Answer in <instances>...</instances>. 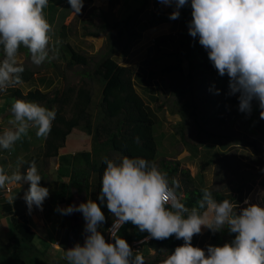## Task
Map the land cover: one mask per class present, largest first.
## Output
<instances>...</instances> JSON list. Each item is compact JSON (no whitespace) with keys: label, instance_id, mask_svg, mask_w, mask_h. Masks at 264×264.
<instances>
[{"label":"clouds","instance_id":"9594fccd","mask_svg":"<svg viewBox=\"0 0 264 264\" xmlns=\"http://www.w3.org/2000/svg\"><path fill=\"white\" fill-rule=\"evenodd\" d=\"M157 2L175 6L169 15L172 20L179 19L180 9L189 5V0ZM68 3L74 14L82 12L84 0H68ZM47 6L48 0H0V51L3 53L0 59V93H7L10 88L23 83L25 69L18 61L21 47L27 49L31 62L36 66L55 59L54 55H50L53 29L44 15ZM190 7L188 33L193 39L198 38L218 75L228 77L229 95L238 94V111L252 115L255 101L259 117L264 119V0H190ZM155 37L150 45L152 50ZM59 43L57 40L56 44ZM130 52L129 49L128 54ZM152 55L151 60L154 61L155 54ZM219 91L216 89L217 94ZM61 103L55 105L56 110L64 109V116L69 111L65 117H71L73 111L70 102L66 106H61ZM56 110L33 101L15 99L9 111L12 117L10 123L15 126L0 132V149L12 150L32 130L38 139H47L56 118ZM174 116L180 120L177 114L170 117L173 119ZM169 123L171 121L167 126ZM84 130L93 137L92 130L90 133L85 127ZM224 137L226 135L223 133L215 140L220 142ZM259 139L257 141L264 145V137ZM136 140L139 142L138 137ZM254 143L252 139L247 146L264 154V146L257 147ZM224 147L220 146L222 150H225ZM206 152L211 151L208 149ZM104 163L106 166L101 177L99 203L88 199L56 209L62 215L80 212L85 220L87 235L83 237V244L76 243L64 252L68 264H144L146 248L156 254L158 251L142 242L172 236L182 239L184 243L174 251L161 249L162 254L170 253L163 264H264V205L245 199L244 206L237 211V205L232 201H217L210 191L213 189L203 187L202 196L196 202L197 207L189 209L180 198L193 187L189 185L177 193L176 190L181 186L179 181L170 179L167 173L149 160L123 155L117 159L105 158ZM42 178L35 161L29 162L24 173L19 170L5 172L0 168V189H6L9 184L27 182L29 188L23 199L29 213L33 206L42 211L43 203L49 196V189L41 185ZM15 198L16 193L9 195V203L12 204ZM101 204H106L113 216L104 235L99 230L106 223ZM127 223L148 235L134 239L130 246L126 239L117 235V231ZM110 226H113L114 231ZM202 228L214 234L226 228L230 234H234V238L220 246L208 245L206 250L193 246L191 241L194 235L201 234ZM134 251L141 252L145 257L134 254Z\"/></svg>","mask_w":264,"mask_h":264},{"label":"trees","instance_id":"16d2710c","mask_svg":"<svg viewBox=\"0 0 264 264\" xmlns=\"http://www.w3.org/2000/svg\"><path fill=\"white\" fill-rule=\"evenodd\" d=\"M58 1L65 2V6L61 8L59 13H56L54 6H51L52 21L55 17L54 15H57V20L53 25L57 29H66L64 20L71 7L68 0ZM139 1L140 5L134 10L129 9V13L123 18H118L112 13L110 15L102 14L101 18L103 21L99 25L98 31L90 32L95 34L97 32L106 33L108 41L102 57L94 63L96 69L94 75H92V78H96L101 86L100 99L96 103L98 119L101 121L95 129L93 137L95 141L102 139L98 144L97 150L105 148L117 156L104 154L100 160H95L90 155V152L86 150L77 151L74 154V163L72 162L74 169L70 173V178L65 188L75 187L79 190V193L84 194L82 199L78 197V203L85 202L88 199L95 200L99 203L98 196L101 177L106 166L104 163L105 158L117 159L123 155L143 157L157 166V146L161 138L171 131L167 126V121H169L168 117L177 114L180 120L174 126H181V130L185 127V119L190 118L194 120L195 124L199 126V138L209 137L211 140H214L216 136L212 131L221 127L223 129L235 117L233 107L238 105V94L229 98L221 96V94L225 95V91L229 90L228 77L226 75L223 77L218 75L216 69L208 59L207 51L199 44L198 38L193 39L188 33V22L191 20L190 0L189 5L182 8L180 17L176 20L169 19L170 13L165 14L162 10L159 12H151L157 24L172 21L170 32L167 31L168 33L165 32L154 38V49L151 51L155 54V59L152 61L154 64L153 70L151 69L145 73L135 72L132 67L118 63L119 61L114 57L116 51H119L117 53H120L122 56L126 55L129 48L139 39L143 31L142 27L144 22L142 21V15L144 6L148 3V0ZM156 1L154 0L157 5ZM53 25L51 24L52 27ZM109 29L117 30L120 33L121 40H124L122 45L119 44V36L112 35ZM61 45L63 46L62 51L64 52L65 50L69 54V65H88L91 62V56L80 52L77 47H73L69 43ZM21 49L25 48L21 47ZM54 50L55 48L51 46L50 54L53 53L54 55ZM59 52L60 49L58 51L56 50V53ZM49 63H54V60L52 59ZM185 66L186 70L184 69ZM23 67L25 71L22 74V79H26L31 74V71L24 64ZM214 76L215 80L212 81ZM141 83L148 86V89H146V100L135 89ZM216 89L220 90L219 94L216 93ZM74 92L75 97L72 102L73 114L71 117L66 118L62 112L64 109L58 108L56 110L57 106L55 107V105L60 102H62L60 104L61 106L69 103V98H71L70 94ZM171 95H174L175 99H171ZM217 95H219V98L216 97ZM33 96L42 99L44 94L37 90L28 92V98ZM149 96L150 101H153L154 105H147L146 101ZM162 97H165V99H161ZM184 98L187 99L184 100ZM193 98L196 99L198 104ZM91 101V90L82 87L78 90L71 89L70 92H66L64 98L54 96L53 98L45 99V107L56 110V118L53 121L51 132L45 141V157H51L57 153L58 146L60 143L63 144L73 124L83 118L84 114L80 116V112L86 110V106ZM227 103L229 104L227 105ZM199 105L200 107L209 105L212 110L207 113L198 108ZM252 113V115L255 114L257 116L256 125L259 124V135H264V119H260L259 108L255 101H253ZM240 115L246 114L240 112ZM197 121L199 122L197 123ZM85 126L87 133H90L91 126L89 121ZM256 130V127L254 130L250 128L251 134H255ZM254 131L255 133H253ZM179 134L183 138L182 132ZM137 137L139 138V142L136 140ZM158 139L159 141H157ZM200 142L202 143L203 141L201 140ZM197 145L192 144L190 149L191 153L195 155L198 152ZM208 147L209 142L203 145L204 151H207ZM78 163L79 165H83L76 168ZM161 167L165 169L167 174H174L178 169V164L176 163L170 166L169 162H164ZM180 172L189 185L192 177L188 170L182 169ZM93 174H95V180L91 181ZM198 177L201 179V173H198ZM180 189L181 186L176 190L177 193H180ZM201 189L203 187H193L186 191L187 193L184 197L180 198L186 207L189 209L197 207L196 202L202 196ZM210 191L217 201L230 199V197H227L221 192L215 190ZM67 194L69 195L64 199L67 206L74 204V197L70 196L69 190ZM62 195H65L64 190L62 191ZM235 200L239 201L238 199ZM100 206L106 217V223L99 227V230L104 235L113 216L109 213L106 204H101ZM79 213L74 212L71 215H67V217L68 219L70 218V221L72 219L76 221L75 219L79 216ZM13 220L14 243L11 244L9 252L11 251L13 253L16 260L22 255L18 261L24 263L26 262L24 257L26 251H30L34 246L33 239L35 233L31 230L26 220L17 221L14 217ZM86 235L87 232L85 231L84 237ZM117 235L126 239L131 246V242L134 239H139V237L147 236L148 234L146 232H140L131 223H127L117 231ZM15 236L17 239H15ZM105 239L108 240L106 237ZM83 242L84 239L82 244ZM25 243H32V245L24 246ZM142 243L147 247L149 245L152 246L157 251L161 249L174 251L184 241L172 236L163 240L148 239ZM134 254H139L144 257L138 251H134ZM30 261L35 262L33 258H30ZM61 261L63 260H54L56 263ZM63 262L68 264L66 260Z\"/></svg>","mask_w":264,"mask_h":264},{"label":"crops","instance_id":"0c3cea01","mask_svg":"<svg viewBox=\"0 0 264 264\" xmlns=\"http://www.w3.org/2000/svg\"><path fill=\"white\" fill-rule=\"evenodd\" d=\"M122 2L123 5H125L127 1L84 0L83 9L82 12L80 13L81 18H83L82 25L80 20L77 21V23L80 25V30H77L78 35H80L81 39L88 41V44H84L82 40L79 39L71 40L70 37L68 36L67 24L70 21L69 18L70 14L73 13L72 10L66 15L64 20V24L66 25L67 28L57 29V27L53 25L55 24L57 17H54L52 21L50 8L51 6H54V11L56 13H59L61 8L65 6V2H59L58 0H48V6L44 9V14L47 20L49 21V23L53 25L52 28L54 33H51L53 35L51 43L53 44L52 46L55 48L54 50L55 59H53L54 63H49L46 61V63L42 67L33 70L30 67H28L31 71V74H29L28 78L23 79L22 84L10 88L7 93H0V132H3L4 130L13 128L15 126L14 124L10 123L12 117L9 114L10 106L15 99L20 98L40 104L41 102H45L44 99H47L49 98V96H51L50 95L51 92L53 93L56 92L58 96L64 97V94L68 92L67 82L69 80H67V75H66L67 69L65 64V58L62 55L63 46L61 44L69 43V45H72L73 47H77L79 50H86L87 53L92 57L98 55L96 54V51L99 48L97 44H100V39H101L100 38L101 36L98 35L102 33L101 32L100 33L97 32L96 34L90 33L92 32V30H90L86 26V24H90L92 21H94L97 18V16H99L100 19L102 20L101 18L102 14H108V12L110 13L112 11H115L114 7L117 10L121 6ZM129 2L130 4L132 3V5H135L133 6L134 9L140 5L139 0H129ZM156 3L157 5L155 4L154 0H148V3L144 6L145 13L143 12L142 15V21L144 22L142 27L143 31L139 37V41L135 44V46H138L140 44L143 32L155 33L156 28L161 24V23L160 24L156 23V21L154 20L155 17L152 16L151 12H159L160 10H162L165 14H168L171 13L175 7L174 5L169 7L164 4H160L157 1ZM107 7L108 9H106ZM125 9L128 10V7L125 6ZM118 11L119 10H117V12ZM181 11L182 8L180 9V12ZM101 24L102 22L98 24L97 29L94 30L95 32L98 31V27ZM163 24H164L163 26L168 29L172 24V21L168 23L165 22ZM164 33L165 31L159 32L158 34L161 35ZM158 34H155V36H158ZM57 40H59L61 44L60 43L56 44ZM150 45L151 42L148 43L143 48H141L140 46L136 48H132V52H130L128 55L129 56L133 55L134 61L132 60L133 57L128 58L127 56L125 60H123V58L117 60L121 64L132 67V69L135 72L136 71L141 73L148 72L154 66V64L151 63V60L148 63L145 62L143 63L141 61H138L137 59L142 57L144 61V59L146 58L145 55L147 54L153 57L151 52L152 46ZM59 49L60 52L56 53V50L58 51ZM19 53H23L25 56H27L26 54L28 53V51L26 49H20ZM90 53H92V55ZM50 55H53V53ZM2 58H3V53L2 51H0V59ZM135 59L137 61H135ZM18 61L20 64L23 65V58H21L20 55H18ZM136 89L141 94V96H143L146 100L147 97L146 89H148V86L141 83V85L139 84L136 86ZM36 90L44 94V97H42V99H39V97L37 96H33L31 98L27 97L28 92L36 91ZM70 96L71 98H69V101H70V106L72 107V102L74 101L75 92L70 94ZM146 103L147 105H154L153 101H150V96L146 101ZM43 106H45L44 103ZM86 136H87L86 133L82 132L81 129L75 127L72 133L65 138L64 143L63 144L60 143L57 149V153L51 157H45L46 139H38L35 135L34 130L29 132V136L24 137L20 141H18L12 150L0 149V168H3L5 172L19 170L22 173H24L26 172V169L29 166V162L31 161H35L37 167H39V164L41 162L49 159V161H47L46 164L53 166V169L55 171L48 170V172H46L45 170H42L43 167L38 168L39 173L43 177L41 180V185L49 189V196L48 198H46V200L43 203L42 211L36 208L35 206H33L31 213H29L26 202L23 199L25 192L29 188V184L27 182L22 181L20 184H15V183L9 184L11 185L10 191H6L5 189H0V211L2 213L0 216V221L2 220L0 222V226L2 227L6 226L5 216L7 217V221H8L7 223H9L7 226L12 231H13L12 228L14 221L13 217L17 221L26 220L30 228L33 227L31 222L39 221L40 224L36 223L37 229H32V230L35 231L36 236L37 234L39 235L38 242L44 239V238H40L41 234H43V236L45 237L44 240L45 243L41 245L42 248H39V250L42 249L40 252L44 253L46 251L45 249L52 247L49 253L51 255H55V257H59L60 258L59 260H63V261L65 260L64 259L65 248H63L62 245L60 247L59 241L63 237H65L64 235H66L67 229H70L72 227L71 226L66 227L63 224L64 220L67 219L68 217L67 215L60 214L58 211H56V209L57 207L64 208L67 206V203L64 201V199H66L65 197L69 195L67 194L68 190L70 192L71 197L74 196L73 195L74 192H77L78 194L79 190L76 189L75 187H71V188L68 187L69 189L65 188L66 184H68L71 170L68 167H64L63 169H61V166L63 165L64 162L68 161L67 159L68 156L73 158V155L75 154L74 152L80 150L84 145L87 147V142H84V145L81 144L79 146H76L77 140H79L80 138L86 139ZM67 144H70V146L66 147ZM220 152H222V149L218 148L214 152H206V156H208L207 157L208 160H213L214 156L217 155L220 156L219 155ZM191 156H195V154L191 153ZM257 157L259 158V161L263 162L264 165V154L258 153ZM237 158L239 159L238 167L241 170V171L239 169L237 170L239 177L238 179H234L231 174L227 175V173L225 172L227 179L224 182H222L220 185H218L220 187L217 188V186H215L213 182H211L209 185L204 184L202 180L203 178L201 177L200 181L202 180L201 182H203L201 187H210L213 190L217 192H221L227 197H230L229 200L232 201L235 205H237V211L239 210L240 207L244 206L243 202L245 201V199H248L252 203H259L261 205H264V167H263V171H260L259 170L260 168H258V166L260 167V165L256 163L258 161L250 160L253 159V153L247 150V148H240ZM68 162H69L68 165L72 164L71 158H69ZM210 162L211 161H209V163ZM233 172L236 173V171ZM221 177L223 176L217 175L215 173L213 178H221ZM63 190L65 195H62ZM15 193H16V198L14 199V202L11 204L8 201V196L14 195ZM235 199H238L239 201H236ZM3 220L5 221V224L1 225ZM74 222L75 221L72 219L71 224L74 225L75 224ZM83 228L85 230V223H83ZM12 231H10V235H13ZM222 237L224 240H221ZM227 242L230 241H229V233L227 232L226 228L222 231L216 232L215 234L207 228H202L201 234L194 235L191 241L193 246L204 248L205 250L207 249L208 245L220 246ZM74 245H75L74 243L69 242L66 245L67 246L66 249ZM151 250L152 249H147L146 251H144V255L145 253H147L146 257L144 256L145 257L144 264H159V262H157L158 254H156L155 251H151ZM52 264H57V263L52 261Z\"/></svg>","mask_w":264,"mask_h":264},{"label":"rangeland","instance_id":"374dc122","mask_svg":"<svg viewBox=\"0 0 264 264\" xmlns=\"http://www.w3.org/2000/svg\"><path fill=\"white\" fill-rule=\"evenodd\" d=\"M125 1H127L126 4L123 5V2H122L121 6L117 9V10H119L118 12H117L115 7H114L115 11H112L110 13L108 11H106V12H108V15H110L112 13L113 15L116 14L115 16H118V18H123L124 14L127 11H128L127 13H129V9L133 10L134 9L133 6H135V5H132V3L130 4L129 0H125ZM125 6L128 7V10L125 9ZM106 9H108V7ZM55 17H57V15H55ZM69 18H70V21L67 24V26H68L67 33H68V36L70 37V39L71 40L79 39V40H82L84 42V44H88V41H85V40L80 38V35H78V31H77V30H80V25L77 23L78 20L81 21V25H82L83 18H81V15L80 14L76 15V14L72 13V14H70ZM69 18H68V20H69ZM101 22H102V20L100 19L99 16H97V18L94 21H92L90 24H86V26L90 30L94 31L97 29L98 24H100ZM163 25L164 24H161L160 26H158L155 30V33L154 32H143L140 44L138 46H140L141 48L145 47L148 43L152 42V39L155 36V34H158L159 32H163V31L166 32L167 30L170 32L171 28L169 27L167 29ZM109 32L112 33V35H114L116 37L119 36V44L122 45L124 43V40H121L120 33H118L117 30L109 29ZM52 33H54V32L52 31ZM98 36H101L100 37L101 38L100 44H97L99 46V48L96 51V54H98V55H96L95 57H91V62L88 65L86 64L84 66V65H77L76 64V65L71 67V65L68 64V60L70 58L68 52L65 50H64V52H62L63 57L66 59L65 60L66 69H67L66 75H67V80H69L67 82V86H68L67 91H70L71 89L78 90L79 88L82 87L84 89L91 90V92H92V101L89 104L90 107L86 106V110L80 112V116L82 114H84V116L78 122H75L73 124V126L78 128V129H81L82 132L85 133L84 127H86L85 124L89 121L90 125H92L91 130L93 132V136L95 134V132H94L95 129L98 127V124L101 121L98 119V115H97L98 111L96 110V103L100 99L101 86H100L97 79L92 78V75H94L95 69H96V65H94V63L102 57L104 51L106 50L105 47H106V45H108V41L106 39L107 36L105 34L102 33ZM138 41H139V39L129 48L131 52H132V48L138 47V46H135V44ZM90 42H92V41H90ZM52 45L53 44L51 43L50 47ZM80 52L87 53L86 50H81ZM117 52H119V51H116V54L114 55V57L116 59H122L123 58V60H125L127 57L128 58L133 57L132 60L134 61L133 55H130V56L127 55L129 50L127 51V54H126L127 57H126V55L120 56V53H117ZM90 54L92 55V53H90ZM18 55H20V57L23 58V64L27 67H30L32 70L37 69L39 67H42L45 64V63H43L40 66L34 65L31 62L29 53L26 54L27 56H25L23 53H19ZM145 57L146 58L144 59V61H143L142 57L138 58L137 60L141 61L143 63L144 62L148 63L153 58L149 54L145 55ZM137 60L135 59V61H137ZM184 69L186 70V66L184 67ZM214 80H215V76L213 77L212 81H214ZM135 89H136V87H135ZM50 95L51 96H49V98H53L54 96L58 97V94L56 92H54V93L51 92ZM221 96H226L227 98H229V97L236 96V95H229V90H228V91H225V95L221 94ZM216 97L219 98V95H217ZM172 98L175 99V96L171 95V99ZM161 99H165V97H162ZM185 99H187V98H184V100ZM193 100H195V102L197 103L195 98H193ZM43 103L44 102H41L40 104L43 105ZM228 104L229 103H227V105ZM198 108H200L201 110H203L207 113L210 110H212V108L209 107V105H205L203 107H200V105H199ZM233 110H234V116L235 117L231 120V122H228L223 127V129L221 127V128H218L217 130L212 131L214 134H216L213 142H212L211 138H209V137L208 138L202 137L201 139L199 138V136H198L199 126L195 124L194 120H192L190 118L185 119V127L181 130V126H179V125L174 126L175 121L176 122L178 121L177 116H174L173 119L171 117L168 118L169 121H171V123L168 124V127L171 131L168 132V134L166 136L161 138L159 145L157 146L158 153L156 155V164H157V167L162 172H165V173H167V172L165 171V169H163L161 167L162 163L169 162L170 166L175 165L176 163L178 164V170L176 171V173L167 174V175L170 179L174 178V179L179 181L182 191H184V189H183L184 187L188 188L189 185L192 187H199L203 184V182L206 185H209L211 182H213V184L215 186H217V188H219L220 186H218V185H220L222 182H224L227 179L226 173H227V175L231 174L234 179H238L239 177H238L237 170L239 169V167H238L239 159L237 158V155H238L240 148H247V150L252 152L253 153V159H250V160L251 161H253V160L258 161L256 163H258L260 165L259 170L263 171L264 165H263V162L259 161V158L257 157V154H258L257 150L252 146H247V144L251 143L252 139H254V142H255L254 145L255 146H257V147H258V145H259V147L264 146L259 141H257V138L263 139V137H264V136H259V133H260V130H258L259 124L256 125L257 116H255V114L254 115H248V114L240 115V112L238 111V105L233 107ZM66 115H69V111H67L65 113V116ZM68 117H66V118H68ZM169 121H167V122H169ZM198 122L199 121H197V123ZM254 126L257 129L256 133L254 131L253 133H255V134H251L250 128H252L254 130L255 129ZM180 132H182L183 138H181V136L179 134ZM223 133L226 135V137L222 138L220 142H217L218 140H215V139H218ZM201 140L204 143L203 142L201 143L200 142ZM100 141H102V139L95 141L94 137L87 135L86 139L80 138L79 140H77V145H81V144H84V142H87V147L86 148L84 147L81 149H83V150L87 149L90 152V155L95 160H100V158L104 154L111 155V156H117L115 153H112L108 149H105V148H103V149L101 148L100 150H97V147H98V144ZM157 141H159V139ZM208 142H209L208 149L211 152L216 151V148H220L221 145L225 146L224 152L222 150V152L219 153L220 156H218V155L214 156L213 160L210 163H209V161H207L206 158L208 156H206V151H204V149H203V145H205ZM221 142H223V143H221ZM235 143H238V144H235ZM192 144L193 145L198 144L197 145L198 146L197 156H194V157L191 156V153H190L191 152L190 149H191ZM69 146H70V144H67L66 147H69ZM69 158H71V161L74 163L75 158L68 156L67 157L68 161H69ZM47 161H49V159L41 162L39 164L38 168L43 167L42 170H45L46 172H48V170L55 171L53 169V166L46 164ZM68 161L63 163V165L61 166V169H63L64 167H68V168H70L71 171H73V169H74L73 164L68 165V163H69ZM82 165L83 164L79 165V163H78L76 168H78L79 166H82ZM182 169L188 170L190 175L193 177L192 181L190 182L189 185L187 184V180L184 179L183 175L180 173V171ZM233 171H236V173ZM198 173H201V175L203 174V176H202L203 182L200 181V179L198 177ZM215 173L217 175H222L225 178H223V177L213 178ZM49 176H51V175H49ZM94 180H95V174H93L91 177V181H94ZM73 195H74L73 197H74V201H75L74 204L76 205L79 201V198L82 199L84 194L83 193L77 194V192H74ZM1 214L2 213L0 211V216H1ZM5 218H6V226L5 227L0 226V264H52V261L60 259L59 257H55V255H51L49 253L50 249H52V247L45 249L46 251L44 253L40 252L42 249L39 250V248H42L41 245L45 243L44 242L45 237L43 236V234H41L40 238H44V239L40 240V242H38V239H39L38 236L39 235L37 234V236H36L35 231L32 229H37L36 223L40 224V222L35 221V222H31L33 225L31 230L35 233V237L33 239L34 246L30 251H26L25 256H24L26 262L22 263L21 261H18V259L21 258L22 255L19 256L16 260V257L13 255V253L11 251L9 252V250L11 249V247H10L11 244L14 243V241H13L14 236L10 235V231H12V230H10L8 228L7 225L9 223H7L8 221H7L6 216H5ZM75 220L76 221L74 222L75 223L74 225L71 224L70 218L69 219L67 218L64 220L63 224L66 227H69V226L72 227L70 229H67V231L65 230L66 231V235H64L65 237H63L59 241L60 247L62 245V247L65 248V250L67 247L66 245L69 242L74 243V244H76V243L82 244L81 241L83 240V236H84V232H85V230L83 228V223H85V220L83 218V215H80V217L78 216ZM2 224H5L4 220L1 223V225ZM10 224H11V222H10ZM227 232H228V230H227ZM71 233H72V235H71ZM69 238L73 239V240H70ZM233 238H234V234L229 233V241L230 242ZM15 239H17L16 236H15ZM77 239H78V241H77ZM221 240H224L223 237ZM27 245L31 246L32 243H30V244L25 243L24 244V246H27ZM157 254H158V261L157 262H159V264H163V261L167 258V256L170 253H164L162 255V251H158ZM161 255H162V257H161ZM30 258H33V260H35V262H31ZM57 264H65V262L61 261V262H58Z\"/></svg>","mask_w":264,"mask_h":264},{"label":"built area","instance_id":"2783aa9c","mask_svg":"<svg viewBox=\"0 0 264 264\" xmlns=\"http://www.w3.org/2000/svg\"><path fill=\"white\" fill-rule=\"evenodd\" d=\"M6 191H10L11 190V185H8L7 188L5 189ZM110 229H112V231H114L113 226H110Z\"/></svg>","mask_w":264,"mask_h":264}]
</instances>
